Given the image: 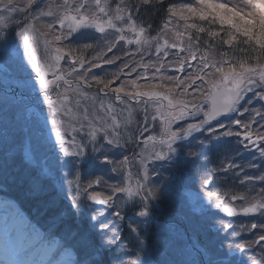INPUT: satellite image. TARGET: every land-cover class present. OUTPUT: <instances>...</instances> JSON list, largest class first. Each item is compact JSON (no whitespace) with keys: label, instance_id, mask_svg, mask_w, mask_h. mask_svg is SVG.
<instances>
[{"label":"snow or ice","instance_id":"obj_1","mask_svg":"<svg viewBox=\"0 0 264 264\" xmlns=\"http://www.w3.org/2000/svg\"><path fill=\"white\" fill-rule=\"evenodd\" d=\"M142 6L163 9L164 20L155 35L151 34V25L138 22ZM9 30L20 43L4 40L0 65L12 70L16 106L21 111L30 105V122L41 131L47 130L50 142L54 138V170L57 177L62 169H67L65 177H75L70 181L74 186L70 208L78 219L83 214L87 225L85 233H77L84 259L66 264H106L95 257L128 247L121 236L122 226L116 222L124 217L119 211L106 210L113 207L115 193H125L129 199L134 194L140 196L141 207L135 215L143 220L133 219L127 226L142 243L139 237L148 234L152 222L158 219L156 210L165 199L164 191H159L152 179L160 175L155 165L159 162L165 171L166 164L179 165L185 155L186 144L180 143L183 141L191 144L196 140L203 148L235 138L241 146L235 149L238 156L242 150L255 149L259 164L254 162V154L246 166L229 159L202 175L201 187L208 203L229 217L258 213L264 218V187L250 198L207 190L215 173L229 171L241 185L253 181L264 184V104L253 106L254 100L264 101V0H185L179 5L171 0H0V36ZM87 30L99 34L95 42L65 44L74 34ZM41 43L43 57L38 55ZM125 45L134 47L127 50ZM103 65H113L115 70L109 72ZM142 80L144 83H140ZM44 106L48 109L46 115ZM137 112L143 114L142 122L135 120ZM188 120L193 122L182 123ZM134 124L135 133L130 131ZM157 124L158 133L145 136L155 132ZM197 133L202 139L194 135ZM12 143L9 128L0 124V183L4 184L16 178L10 173V161L15 162L10 154ZM132 143L143 147L132 157L111 158L114 149ZM57 147L67 159L55 155ZM187 155L199 159L201 153L189 148ZM90 159L111 165L113 173L126 172L129 183L110 185L102 176H96L82 185L80 169ZM133 161L139 168L134 189L130 184ZM245 167L260 174H249ZM101 185L111 194L95 190ZM43 188L39 178L29 183L32 194H39ZM197 200L200 202L198 195ZM236 201L244 204L238 208ZM65 215L54 216V223H62ZM217 223L218 232L233 229L227 220ZM252 230H258L255 238L235 248L243 253L260 246L259 258L251 257L249 264H264V222L240 226V232ZM240 232L232 230L230 235L239 236ZM159 236L162 248L175 245L182 250L178 230L161 224ZM196 251L200 264H244L231 251L212 252L210 246L203 254ZM209 252L212 255L204 260ZM131 264H139V257ZM143 264L154 262L146 258Z\"/></svg>","mask_w":264,"mask_h":264},{"label":"rangeland","instance_id":"obj_2","mask_svg":"<svg viewBox=\"0 0 264 264\" xmlns=\"http://www.w3.org/2000/svg\"><path fill=\"white\" fill-rule=\"evenodd\" d=\"M137 19L138 22H142L145 25H151L146 22L141 13L137 14ZM179 23L182 24L183 22L181 21ZM161 24L157 23L155 27H158ZM153 29L155 30V28ZM151 34L155 35L156 31ZM98 36V33H95L92 30H87L83 31L82 33L74 34L73 37H70L68 41H65V44L76 45L84 42H95ZM169 38H172L171 34H169ZM5 39H15L18 45L20 43L18 38H15L12 34L9 35L5 32L2 36H0V45L4 43ZM124 47L127 50H131V48H133L134 46L125 45ZM44 54L43 44L41 43L38 47V55L43 57ZM116 54L119 55L121 53L117 52ZM109 55H111V53H109ZM152 58L155 59L154 56ZM137 59H139V57H137ZM119 63L120 62L117 61V64ZM102 67L109 72L115 70V66L113 65H103ZM5 71L7 72V74H5ZM93 71L97 72L100 75H104V73L99 69H94ZM137 71L139 72L142 70L138 69ZM169 74H172L171 69H169ZM135 75L136 73H133V78L135 77ZM0 80L7 85L13 83V85H15L16 87L12 76V70H5L4 66L2 65H0ZM140 83H144V81L142 80L140 81ZM249 96H251V94H249ZM10 99L11 101H9V99L5 96L2 97L0 94V124L7 125V127L9 128V135L14 139V143H12L11 145L10 154L15 157V162L13 163L12 161H10V164L12 165L10 168V173H12V175L16 178L15 180L9 179L7 184L0 183V187H6L7 185L12 186L14 182H30L33 178H39L44 183L43 190L49 192L50 200L52 201L51 205H59L61 207V210H63L62 213H66V221L68 223L72 221L76 226L74 231L71 232V235H66L68 243L58 251V246L60 243L59 240L52 239L50 241L49 239L45 238L41 229L35 224L36 220L46 222L51 219L49 213L41 214L29 212L32 217V223L25 215L27 214V212L24 213L20 210V215L15 223L21 222V226H16L14 223V217L11 215L14 211V205H12V202L4 200L5 197L3 195L0 196V264H66V262L68 261H76L77 258H79L80 255L84 253L81 241L78 245L80 236L77 235V233H85L87 231V225L84 222L83 214L81 215V218L78 219L77 216L73 215L72 211L68 210L71 197L72 195H74V186L70 184V181L75 177H65L67 169H62L59 173V176L57 177V173L54 170V154L49 153V151L52 150L51 145L54 144V138L50 142L47 139V130L41 131L40 128L36 127L33 123L30 122L32 119L31 113L29 112V108L31 107L30 105L24 106L20 111V109L16 106V98L11 95ZM261 104H263L262 101H253V106L255 107H260ZM117 107L119 108L120 106L117 105ZM47 111V106H44L45 115L47 114ZM135 120L142 122L143 114L137 112L135 114ZM188 122L193 121L189 120ZM136 126L137 125L134 124L130 131H134ZM158 131L159 126L157 124L155 132ZM149 134H154V132L145 133V135ZM194 135L198 139H202V137H200L198 133ZM180 143L186 144V147L184 149V158L187 159V162L190 157L187 155V151L189 150V148L201 153L199 159L194 158L193 168L195 171L200 165L203 164L202 160L207 158L204 146L202 148L196 142V140H192L191 144H188L187 141H183ZM133 144L134 143L126 144L122 149H114V154L110 153L111 158L122 159L123 155L129 156L131 152L130 149ZM207 147L209 149L212 148L213 150H218L220 144L217 147H212V145L207 144ZM55 155L59 156L61 159H67L63 157L62 153H59L58 147L56 148ZM255 156L259 158V153H256ZM155 166L158 168L160 175L153 176L152 179L159 186L158 190H160L161 192L164 191L165 197L174 196L176 198L180 191L178 190L175 181H172L171 179V170L168 168V165H165V167L168 168L167 171H165V168L160 167L159 162H157ZM131 167H134L133 162L131 164ZM188 168H191V166H185V169ZM110 169L111 165H102L101 161L90 159L89 162L80 169L82 170V172L80 171V182L82 185H86L88 180L94 179L96 176H102L104 180H106L110 185L119 184L121 186H124L126 183H129V181L123 175V173H125L124 171H121L119 174H117L111 172ZM198 177H201V175H198ZM221 177L222 175H220L219 177L220 180H222ZM130 184L134 189L135 182L132 179L130 181ZM251 186H249L251 188L243 187L242 191H236V194H245L249 198L252 196H256L259 193V188L255 182ZM235 187L224 188L228 192L235 193ZM188 188H191V185H189ZM188 188L186 187L184 191H187ZM95 190L100 191L105 195L111 194L110 189L104 185L96 186ZM8 191H12V188ZM2 193L3 192L0 189V194ZM30 195H33V197L36 196L38 198V195ZM113 195L114 201L113 207L111 209H106V206L104 205H96V207L105 208L107 211L111 212L119 211L121 213V215L124 217V220H117L116 222L121 224L122 226L121 236L125 238V243L128 245V247L124 249H115L112 251H108L102 258L100 256L95 257L97 260L103 259L106 264H120L121 260L123 261V264H131V262L135 261L138 256L139 264H143V261L146 258H150L154 262V264H156L157 261L166 262V264H200V260L197 259L196 254L193 253L194 255H192L190 251V246L187 242L188 240L186 238L185 232H183V230L179 228H176V230L179 231V235L183 239L181 240L182 250L175 245H170L168 249L162 248L160 246V237H156V235H153V233L151 232H149L148 234H142L139 237V240L142 241V243L138 242L136 240V234L130 233V229L127 225L132 223L133 219L136 221L143 220V218L135 215V213L138 212L141 207L140 196L134 194L133 197L129 199L125 193H115ZM88 203L91 204V202ZM243 204V201L235 202V206H237L238 208ZM212 209L215 208H213L207 201L200 199V202L195 205L194 210L196 211V213H203V215H200L202 219L197 220V223L201 222L203 224V227L207 230H203L201 232L204 233V243L208 245V240L210 241L209 246L212 248V252L218 249H222L224 252L231 251L235 259L238 261L243 260L244 264H249V259L253 256L259 258L260 246H256L254 249H246L243 253H241L235 248V245L246 240L254 239V232H258V230L240 232L241 224L249 226L252 222H264V218L260 217L258 213L250 214L249 216L236 215L229 217L226 214L219 212V210L217 209L215 212ZM207 217L210 218H208L207 220ZM111 219L116 220L114 216H112ZM220 219L231 222L233 225L232 230L240 232V235H230V232L232 230H230L229 233H225L223 231L218 232L217 229L219 225L217 221ZM50 223L54 222L51 221ZM68 227L70 228L69 225ZM149 234H151L152 236L151 242L148 239ZM157 234L159 235L160 232H157ZM211 241L213 242V245H211ZM68 244H70L73 248L69 247ZM229 245H231V250L229 249ZM197 249L199 251H202L204 247L203 245H199ZM146 252H149L148 257L145 256ZM210 255H212V253ZM204 257L207 260L208 254L206 256L204 255Z\"/></svg>","mask_w":264,"mask_h":264},{"label":"trees","instance_id":"obj_3","mask_svg":"<svg viewBox=\"0 0 264 264\" xmlns=\"http://www.w3.org/2000/svg\"><path fill=\"white\" fill-rule=\"evenodd\" d=\"M174 1H176V0H171V2H174ZM138 13H141L143 15V18L146 20V22L153 26V27L151 26L152 29L155 28V30L153 29L152 33L158 30L159 26L155 27V25L157 23H159V24L163 23V20H164L163 9H158L156 7L142 6V7H140V10ZM17 19H19V17H17ZM13 28H14V26H13ZM6 33L11 35L12 30L7 31ZM49 214H50L51 219H49L47 221V224H49L51 221H53L54 216H56L58 213L55 211H50ZM66 224H68L70 226V228ZM75 226L76 225L74 224V222L71 221L68 223L66 221V218L64 217L62 223H50L47 226L48 229L47 228L46 229L51 231L53 234L58 235L61 238V242L63 243V245H66L68 243L66 235L67 234L71 235V232L74 231ZM65 229H67V230H65ZM68 245H69V247H72L70 244H68ZM78 245H79V243H78ZM83 259H84V253L81 254L80 257L77 258L76 261L83 260Z\"/></svg>","mask_w":264,"mask_h":264},{"label":"bare ground","instance_id":"obj_4","mask_svg":"<svg viewBox=\"0 0 264 264\" xmlns=\"http://www.w3.org/2000/svg\"><path fill=\"white\" fill-rule=\"evenodd\" d=\"M13 216V215H12Z\"/></svg>","mask_w":264,"mask_h":264}]
</instances>
